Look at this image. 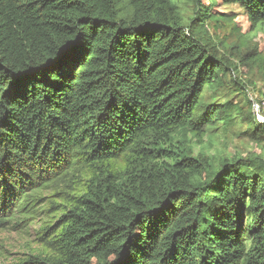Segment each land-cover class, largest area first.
<instances>
[{"label": "trees", "instance_id": "obj_1", "mask_svg": "<svg viewBox=\"0 0 264 264\" xmlns=\"http://www.w3.org/2000/svg\"><path fill=\"white\" fill-rule=\"evenodd\" d=\"M194 2L187 24L177 0H0V230L62 197L14 264H264V170L188 146L232 121L205 100L232 68L207 26L227 15ZM222 2L264 25V0Z\"/></svg>", "mask_w": 264, "mask_h": 264}, {"label": "rangeland", "instance_id": "obj_2", "mask_svg": "<svg viewBox=\"0 0 264 264\" xmlns=\"http://www.w3.org/2000/svg\"><path fill=\"white\" fill-rule=\"evenodd\" d=\"M177 2L186 23H190L196 12L194 0ZM218 2L215 11L227 17L219 23L208 22V32L219 57L230 60L232 68L216 88L206 90L205 100L207 104H226L232 121L225 128L220 125L216 129L215 125L201 140L189 141L188 146L195 157L203 153L216 165L223 159L248 160L264 170V124L257 133L254 130L258 122L264 123L257 114L259 110L264 118V25L251 28L244 9ZM252 53L260 63H241ZM46 195L50 196L45 205L47 212L27 223L26 228L0 230V264H14L47 249L45 242L60 226L57 221L61 213L57 210L62 197L57 193Z\"/></svg>", "mask_w": 264, "mask_h": 264}, {"label": "built area", "instance_id": "obj_3", "mask_svg": "<svg viewBox=\"0 0 264 264\" xmlns=\"http://www.w3.org/2000/svg\"><path fill=\"white\" fill-rule=\"evenodd\" d=\"M257 114H258V118H259V119H262V120L264 121V118L261 117V115L259 114V110H258Z\"/></svg>", "mask_w": 264, "mask_h": 264}, {"label": "water", "instance_id": "obj_4", "mask_svg": "<svg viewBox=\"0 0 264 264\" xmlns=\"http://www.w3.org/2000/svg\"><path fill=\"white\" fill-rule=\"evenodd\" d=\"M63 61V59H61L59 62Z\"/></svg>", "mask_w": 264, "mask_h": 264}]
</instances>
